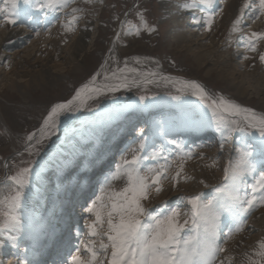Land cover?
<instances>
[{
    "label": "rangeland",
    "instance_id": "374dc122",
    "mask_svg": "<svg viewBox=\"0 0 264 264\" xmlns=\"http://www.w3.org/2000/svg\"><path fill=\"white\" fill-rule=\"evenodd\" d=\"M218 1L219 4L214 9L205 10L197 7L198 10L201 9L199 10L201 13L196 16L200 22L199 24L193 22V25L192 20H189L191 15H187V9L181 7L185 3H191V0H74L70 6L80 8L82 11L76 13L80 18L75 23L74 30L70 31L68 41L62 46L63 52L60 57L53 56L52 53H38L32 43L37 39L35 36L28 39L21 47L7 52L11 53L8 60H1L0 63L1 240H3L2 234L8 230L3 227L5 218L2 213L6 208L3 202L5 197L11 194L13 188L8 177L14 175L19 169L28 167L30 161L33 162L31 165L33 173L28 187L24 190L25 197L19 210L21 223H26L25 213L29 203L34 202L39 209L46 207L45 201L40 202V199L48 201L50 194L57 190L53 206L56 210V205L67 195V191L79 186L77 180L79 183L85 180L86 175H82L83 172L93 175L90 181L85 182V189L89 191L97 184L96 182L101 177L100 173L106 168V163L113 161L112 172L116 171L120 157L117 159L114 157L119 144L130 143L125 150V156L130 159L132 150L138 148V141H136L138 138L139 140H150L145 152L137 153L142 157L143 171H147L148 168H161L166 164L171 165L167 169L166 178L161 181L162 191L156 193L153 189L149 199L144 202L153 214L158 215L179 206L181 220L189 219L190 205L187 204L186 199H181L182 197L201 195L205 202L213 199L216 195L214 188L223 182L224 169L228 166L230 159L236 156L235 149L243 147L245 143H252L253 137L246 133L234 132L231 137L225 139L227 132L218 130L212 112L205 102L192 95L191 91H178L179 85L157 82L146 86L132 85L117 91L95 94L86 99L78 108L63 114L59 128L50 139H45L42 143H37L36 140L40 136L39 128L43 117L52 104L71 99L75 91L88 83L97 73L100 75L97 76L95 83L102 85L105 82V71L111 75V72L117 68H123L125 61L129 68H137L142 72L156 71L164 76L195 80L216 98L223 96L242 107L254 110L257 114H264V63H261L259 59V55L264 53V40L257 43L254 52L248 51L242 40L243 36L253 31L264 32V16L253 21L247 15L249 10H245L246 14L240 31L234 32L231 27L229 28L228 23L218 25L217 16L223 8V0ZM243 4L244 0L241 6ZM66 9L63 14L56 15L57 18L46 27L43 34L49 32V29L55 32L56 28L61 27L62 21H66L65 16L72 15L71 11L66 13ZM47 11L43 10L41 18ZM138 12L144 14L149 25L158 29L156 33H148L141 28L139 36L128 34L132 26L140 27ZM208 14L214 16V21L211 30L205 33V17ZM36 19L39 20V18ZM121 22H126L123 27ZM23 24L22 26H26L24 22ZM2 28L0 24V30ZM12 28H17V26H12ZM37 30L40 31L39 28ZM81 30L88 33V37L84 39L88 46L73 63H68L71 59L68 52L69 45ZM132 31L134 33L135 29L132 28ZM178 31L185 36L184 41L175 38ZM117 34H119V39H117ZM213 34L217 35L215 40L213 39L214 44L209 41ZM182 44L183 47L179 46ZM212 46H215V49ZM194 52H201V56L197 59ZM13 53L16 55L15 58H13ZM244 56H248L249 59H244ZM137 57L140 59L139 64L134 59ZM21 59L31 60L32 64L21 68L20 64L16 65V61ZM36 60L44 65L41 66L40 62L36 63ZM106 61V68H102ZM7 79L14 82L10 83ZM142 96L145 97L144 100L140 99ZM147 107L150 108L147 112L149 124H145L142 120L143 112ZM131 119H135L136 122L133 124L134 120L131 121ZM115 120L120 121L121 137L118 139L114 136L112 142L115 146L106 153L104 143L114 133L111 125ZM162 128L169 131L162 134L159 132ZM181 129H185L188 133L198 134L193 140L187 135L188 133L180 137L178 133ZM32 132L38 133L31 142L34 149L30 155L26 151L28 144L26 137ZM212 132H218L219 137L215 138ZM207 134L212 138L208 139ZM129 135L133 138L136 136V139L127 140ZM200 137H205L207 141L198 144L197 140ZM93 138L105 141L99 151L96 149L97 157L104 155L96 161L95 168L90 165L86 169H80L79 164L65 169L60 166V162L67 164L73 159L75 161V158L80 155L82 160L88 158V154L92 151ZM214 150L216 152L211 154ZM185 154L190 158H185L183 161L178 159V157H185ZM181 162L184 164V169L177 182L173 180V177L176 174L177 165ZM56 165H59V170L67 178L57 176V172L54 171ZM108 166H110L109 163ZM260 170L257 164V174ZM106 171L107 169L103 172ZM185 176L189 179L186 180ZM71 182L73 183L70 186ZM247 182L254 183L252 176L247 177ZM124 183L123 179H117L111 184H113L112 188L117 185L122 189ZM98 188L100 189V185ZM247 191L250 194V189ZM96 194L100 195V190L97 189ZM77 200L75 198L72 201L77 203L79 202ZM83 206H88V203ZM85 216L84 222L90 219L88 212ZM224 217L220 225L222 237L220 243L227 248V251L221 253L218 259L232 252L233 261L225 260V264H248L245 253L255 258L254 252L259 242L264 240V207H258L244 217V230L235 233L230 240H227V243L224 240L226 234L232 229L230 225L233 220L229 218L232 220L229 221ZM58 220L54 221L56 225L53 226L52 222L51 226H47L45 238L50 234L52 226L55 228L59 225ZM26 226V224L23 225V228ZM23 228L18 232H22ZM86 233L84 223L82 235H75V238L84 239ZM62 234L59 235L60 239ZM7 241H9L8 238ZM19 244H16L17 249L23 247L21 243ZM4 246L2 245L0 249L2 250ZM11 251L7 249L0 254V264H19L17 256L14 257V254L9 253ZM23 251L26 252L25 249ZM27 254L25 264L30 263L31 254L34 257L30 250ZM47 263L49 262L46 259L44 264Z\"/></svg>",
    "mask_w": 264,
    "mask_h": 264
},
{
    "label": "snow or ice",
    "instance_id": "6c2138e0",
    "mask_svg": "<svg viewBox=\"0 0 264 264\" xmlns=\"http://www.w3.org/2000/svg\"><path fill=\"white\" fill-rule=\"evenodd\" d=\"M71 2L74 0H0V18L7 24L16 25L21 3L25 6L34 4L40 11L57 9L63 11ZM181 7L189 10L201 7L206 10L214 9L217 3L216 0H191V3H185ZM245 10H249L247 15L253 21L259 19L264 16V0H244L240 15L233 21L232 31H240ZM81 11L77 7L71 8V18L63 25L66 31L74 30V25L80 18L76 13ZM137 15L140 18V27L132 26L135 31L133 33L130 28L128 34L139 36L141 28L148 33L158 31L155 26L148 24L142 12H138ZM213 21L212 14L206 15V30H211ZM194 22L199 24L200 21L194 19ZM124 23L126 22H121L122 27ZM36 35H39L38 31ZM242 40L246 49L254 52L257 43L264 40V32L253 31L243 36ZM134 59L137 64L140 63L138 57ZM244 59L247 60L249 57L244 56ZM259 59L264 63V53L259 55ZM5 64L7 66V62ZM106 65L107 61L102 68H106ZM99 75L100 73H97L88 83L78 88L71 99L49 107L39 128L40 136L36 140L37 143L50 139L59 128L62 115L78 108L93 95L104 90L117 91L132 85L146 86L157 82L179 85L178 91H191L192 95L205 102L212 112L218 130L227 132L225 139L231 137L234 132H242L252 136L253 142L235 149L236 156L230 159L224 169L223 182L214 188L216 195L213 199L205 202L201 195L181 198L186 199L191 211L189 219L181 220L179 206L158 215L153 214V211L145 206L144 202L149 199L153 189L156 193L162 191L161 181L166 178L167 169L171 165L166 164L161 168H148L147 171H143L142 157L137 154L144 148L142 141L137 149L132 150L130 159L127 156L122 158V163L116 166V171L106 178L100 195L85 208L90 215V219L85 221L86 238L70 247L68 254L61 257L59 264H225V260L218 259L221 253L227 251L220 243L222 217L227 215L235 222V228L226 234L224 242L227 243L235 233L244 230V217L258 207H264V114H257L254 110L242 107L223 96L216 98L195 80L164 76L156 71L142 72L137 68H129L127 61L123 68H117L111 75L105 71V82L102 85L95 83ZM140 99L144 100L145 97L142 96ZM34 138L35 132L29 133L26 137L28 141L26 151L30 155L34 149L31 143ZM185 158L190 157H187V154L185 157H178L181 161ZM32 163L30 161L28 167L21 168L8 177L13 188L3 202L6 206L2 213L5 218L4 228L16 231L23 228L19 210L25 197L24 190L28 187L33 173ZM257 164L261 169L258 174ZM183 169L184 164L181 162L177 165L173 180L179 181ZM248 176H252L254 183L247 182ZM184 178L189 179L187 176ZM117 179H123L125 182L119 191L111 188L112 181ZM81 235L77 230V236ZM245 255L248 264H264V240L259 242L254 252L255 258L247 253ZM20 264L25 262L20 261Z\"/></svg>",
    "mask_w": 264,
    "mask_h": 264
},
{
    "label": "bare ground",
    "instance_id": "6f19581e",
    "mask_svg": "<svg viewBox=\"0 0 264 264\" xmlns=\"http://www.w3.org/2000/svg\"><path fill=\"white\" fill-rule=\"evenodd\" d=\"M216 3L218 5L219 1L216 0ZM241 4H242V0H223V4H222V7H223L222 9L223 10L220 11V13L217 16L218 21H219L218 25H221V24H224V23H228L229 24V28L231 27V30H232L233 21L236 19L237 16L240 15V8L243 6V5L241 6ZM71 8H73V7L70 6V4H69V7L66 9V13L70 12ZM20 9H21L20 14L29 12V15L32 16V18H33L34 15L36 16L39 12H41L40 10H37L35 8L34 4L25 6L23 3H21V8ZM32 10H34V11H32ZM199 10H201V9H199ZM199 10H198V8L190 9V10L187 9V15H191L189 20L190 21L192 20V24L194 22V19H196V16L201 13V12L199 13ZM43 13L44 12L42 11L41 14L37 15V18H39V20H37L33 25H31V23L29 24V23H25L24 22L26 24V26H22L23 25V19H18V22H17L16 25H10V24H7L2 18H0V24H2V26H3V28L0 30V63H1V60L2 61L3 60H8L9 55L11 54V53H7L8 51H13V50L21 47V45H23L25 42L28 41V39H30L33 36H35V38H37L32 43L34 44V47L36 48V51L38 53H52L53 56L55 55L56 57H60V54L63 52L62 46L68 41V39L70 37V35H69L70 31H66L65 28L63 27V25L67 22V20H69L71 18V16H65L66 21H62L61 27L59 29L56 28L55 32H53L52 29H49V32L43 34L45 29H47L46 27L51 25L54 22V20L57 18L56 15L59 14V13L63 14L64 10L62 12L59 9H57L56 11H49L48 10L43 15V18H41ZM193 17H194V19H193ZM190 21H189V24H190ZM218 25L216 27H218ZM12 26H17V28H12ZM32 27H34V28H32ZM37 28H39L40 31H38ZM205 30H206V28H205ZM37 31L39 32V35H36ZM229 31L230 30H228V32ZM207 32H208V30H206L205 33H207ZM216 34L211 35V38L209 40L211 43L214 42L213 39L215 40V37L217 36ZM229 34H230V32H229ZM53 36H56V37L52 38ZM207 36H209V35L207 34ZM86 37H88V33L85 30H81L80 34L78 36H76L71 41V44L69 45V49L70 50L68 51L69 52V56L71 57V59L70 60L68 59L69 60L68 63H73V61H75L76 57L80 53H82L83 50L86 49V47L88 46L85 43V40H84ZM175 38H178V39H181V41H184L183 38H185V36L183 35V33H181V31H178L176 33ZM201 39H203V38H201ZM227 39H228V37H227ZM179 46L183 47L184 45L182 44V45H179ZM212 47H213V49H215V46H212ZM15 56H16L15 53H13V58H15ZM195 56L198 59L201 56V52H196ZM35 62L36 63L40 62L41 66L44 65V63L42 64V62L39 61V60H36ZM35 62H33V64ZM19 64H20V66L22 68V67H25V66H28V65L32 64V62H31V60L21 59L20 61H16V65L18 66ZM37 65H39V64H37ZM7 81L10 82V83L14 82V81H11L9 79H7ZM96 85H98V84H96ZM104 91H108V90H104ZM104 91H102V92H104ZM149 110H150V108L147 107V109H145L144 112H143L142 120L145 122V124H149L148 123V114H147V112ZM144 115H146V116H144ZM132 120H134V122H133V124H134L136 122V120L135 119H131V121ZM111 126L114 129V133L112 134L111 137H109L107 139L106 142L102 141L101 139H97V138L96 139L95 138L92 139V142H91L92 151L88 154V158H85L84 160H82V156L80 155L77 158H75V161L73 159L70 162H68L67 164H69V165H67L66 162H60V166L65 169L66 167H69L71 165L74 166V165H78L79 164L80 169L81 168H85L86 169L87 167H89L91 165V163H94V161L100 159V157H102V156L97 158V154L98 153L97 154H95V153L98 152L101 149L100 148L101 145L105 142L104 143L105 144L104 150L107 153V149H111V147L114 146V143L112 142V139L115 138L114 136H116V138L117 137L118 138L121 137L120 136L121 130L119 129L120 126H121L120 121L119 120H115L114 122H112ZM117 131H118V133H117ZM168 131L169 130L166 129V128H162V129L159 130V132L162 133V134L166 133ZM35 133H38V132H35ZM187 133L188 132L185 129H181L178 134H179L180 137H182V136L186 135ZM212 133L215 135V138L219 137V133L218 132H212ZM136 134H140V132H136ZM187 135H194V134L192 132V133H188ZM210 137L211 136L208 135L207 138L209 139ZM126 139L127 140H129V139L135 140L136 136L133 138L131 135H129V136H127ZM136 141H138V144H137L138 147L141 144V142L143 141L144 148L141 150V153H144L145 149H147V146L149 145L150 140H139V138H138V139H136ZM206 141H207V139L205 140V137H200V138H198V142L197 143L199 144L201 142H206ZM129 144L130 143H126V146H124V147H122L123 144L120 146L119 153L114 157L115 159L120 157V159L118 160V164L122 163V158L125 156V150H126L127 146H129ZM188 144L189 143H187V145ZM96 149L98 151H96ZM102 152L104 153V151H102ZM215 152H216V150H214L212 153L211 152L210 153L214 154ZM87 160H89V162H87ZM76 161H77V164H76ZM112 164H113V162H111V165ZM111 168L112 167L103 169V171H105L106 169H107V171L105 173H102L103 176L101 177V180H99V182L95 185L96 189L98 188V185H100V190H101V187L105 185L106 178L111 173H113ZM54 171L57 172V176L59 175L61 178H67V176L64 173H62L61 170H59V165L54 166ZM87 178H89V177L86 176V178H84L86 181L83 180L81 183H79V180H77V183L81 184V186H78V187H83L85 185V182H87ZM114 182H115V180H114ZM72 183L73 182H71L70 186L72 185ZM112 187H113V184H111V188ZM112 189L116 190V191H119L120 187H117V185H116L115 188H112ZM31 190L33 191V188H31ZM55 192H57V190H55L54 192H52V194H50V198L48 199V201H46L45 199H42V198L40 199V202L45 201L44 205L46 207H42L41 209H39L34 204V202H31V203L28 204V207H26L27 208V212L25 213L26 223L22 222V225L26 224L27 226L25 228H23L22 232H18V231L14 230V229H8L6 232H4L2 234L3 240L0 239V245H3V246L5 245V246H4V248L2 250L0 249V254L2 252H4L5 250H7V249H8V251L12 250L9 253L14 254V257L17 256V262H19V264H20V261L26 262L27 255H28L27 251L30 250V251L33 252L34 257H32L33 256L32 254H31V257L29 256L31 258V260H30V263H28V264H42L43 259H45L46 256L53 249H55L54 248L55 247L54 246L55 237L58 239L59 243L62 242V240L60 239L59 235L62 234V233H63L62 235H64V232H66L67 225H68V222H69V219H68V217L66 215V210H67V206H68L67 203L70 202L71 200H74L75 196L78 199H80V197H78L76 195L80 191L77 190V193H76V192H73V191L69 190V191H67V195L62 198V200H63L62 201V206H60L59 212H57V214H56L57 218L62 216L61 222L59 223L58 228L56 226H55V228L53 227L54 224H55V222H54L55 221V218H54L55 210L53 208V206H54V196L57 194ZM93 197L95 199L96 195L93 196ZM94 199H92V200H94ZM38 206L40 207V203H38ZM83 209H85V207H82L79 210L83 211ZM86 214H87L86 211H84L83 214L77 213V215H78L77 219H81L80 218L81 215H83V217H85ZM224 218L226 220H229V217H224ZM81 221H83V220L81 219ZM229 221H232V220L230 219ZM52 222H53V224H52L53 226L51 227L50 234L48 235V237L45 238V234H47V232H46L47 231V226L48 227L51 226ZM230 226L233 229L235 227V223L232 221ZM43 235H44V237H43ZM75 235H77V232L75 233ZM17 236L19 237V239H13L14 237H17ZM7 238L9 239V241H7ZM51 238H53V240ZM41 239H42V241H41ZM19 243H21L24 248L21 247V248L17 249L16 248V246H17L16 244H19ZM43 244H44V246H43ZM24 249L26 250V252L23 251ZM224 255H223V257L221 259L226 260V261H233L232 258L234 257V254H232V252L227 253V255H225V256ZM234 260H236V259H234ZM12 261H10V263ZM57 264H59V261H58Z\"/></svg>",
    "mask_w": 264,
    "mask_h": 264
}]
</instances>
